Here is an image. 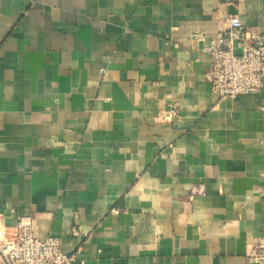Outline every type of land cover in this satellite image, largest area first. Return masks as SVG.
Segmentation results:
<instances>
[{"label": "crops", "instance_id": "obj_1", "mask_svg": "<svg viewBox=\"0 0 264 264\" xmlns=\"http://www.w3.org/2000/svg\"><path fill=\"white\" fill-rule=\"evenodd\" d=\"M232 15L264 33V0H0L2 225L75 264H256L264 87L205 76Z\"/></svg>", "mask_w": 264, "mask_h": 264}, {"label": "built area", "instance_id": "obj_2", "mask_svg": "<svg viewBox=\"0 0 264 264\" xmlns=\"http://www.w3.org/2000/svg\"><path fill=\"white\" fill-rule=\"evenodd\" d=\"M229 20L230 28L205 48L212 59L206 79L219 96L260 94L264 87V33L243 31V21L237 15ZM234 40H238L241 54L236 53ZM261 108L264 110V104ZM3 215L0 212V264H75L76 256L63 250L58 237H38L33 216L22 215L15 225L3 226ZM78 234L74 230V235ZM246 256L251 262L264 264V229Z\"/></svg>", "mask_w": 264, "mask_h": 264}, {"label": "water", "instance_id": "obj_3", "mask_svg": "<svg viewBox=\"0 0 264 264\" xmlns=\"http://www.w3.org/2000/svg\"><path fill=\"white\" fill-rule=\"evenodd\" d=\"M233 43H234V47H235L236 53L237 54H241L242 53V48L239 46L238 40H234Z\"/></svg>", "mask_w": 264, "mask_h": 264}]
</instances>
